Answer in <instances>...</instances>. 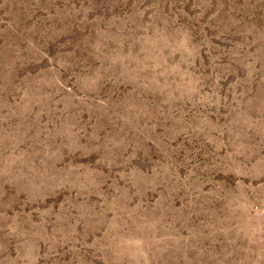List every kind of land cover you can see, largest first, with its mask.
<instances>
[{
  "label": "rangeland",
  "instance_id": "rangeland-1",
  "mask_svg": "<svg viewBox=\"0 0 264 264\" xmlns=\"http://www.w3.org/2000/svg\"><path fill=\"white\" fill-rule=\"evenodd\" d=\"M0 264H264V0H0Z\"/></svg>",
  "mask_w": 264,
  "mask_h": 264
}]
</instances>
